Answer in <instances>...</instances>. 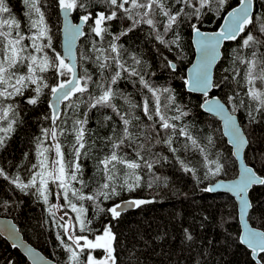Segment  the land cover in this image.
I'll list each match as a JSON object with an SVG mask.
<instances>
[{"label":"snow or ice","instance_id":"obj_1","mask_svg":"<svg viewBox=\"0 0 264 264\" xmlns=\"http://www.w3.org/2000/svg\"><path fill=\"white\" fill-rule=\"evenodd\" d=\"M22 3L27 31L13 15L8 0H0V149L6 147L18 123H22L20 101L37 105L45 89L51 95V114L44 119L51 123L41 127L35 138V162L26 168V179L19 172L10 175L2 167L0 178L13 190L32 195L47 206L53 227L59 229L56 235L66 255L64 264H118V237L112 222L118 223L127 209L154 201L130 198L107 208L101 205L123 192L136 193L145 184L149 189L158 186L161 178L155 175L154 166L168 157L153 152L157 145L166 146L181 169L198 183L197 169L189 166L179 155L181 149L174 146L179 138H183L184 151L202 157L204 179L226 171L219 155L211 158L214 137L208 135L206 143H202L193 135L191 126L183 123L191 112L177 102L175 90L158 86L157 73L149 75L152 64L135 53L129 54L119 41L130 33H145L153 42L163 70L179 75L178 63L169 59L164 50H175L177 59H181V26L189 27L197 58L186 76L180 77L183 86L189 93L202 94L200 107L222 120L223 134L234 149L232 154L240 157L249 144L245 128L264 123V12L255 11V0H238V5L222 17L218 30L203 31L205 18L219 16L228 0H53L50 6L58 7L63 15L65 39L61 53L54 47L46 11L42 10L46 0ZM74 12L78 13V23L72 22ZM114 27L120 30L116 32ZM87 34L92 36L91 55L81 53L79 60L93 64L98 72L96 79L87 68L83 74L78 71L73 50L76 40ZM228 41H238L231 68L223 69L231 73L235 87L221 102L209 99V95L212 89L230 82L228 75L221 81L213 78L215 66L223 58L221 48ZM49 73L56 78L53 84L48 82ZM122 82L140 93L139 102L121 88ZM94 110L103 116L97 127L108 129L104 135L88 127ZM241 111L245 115L238 117ZM92 156L95 187L85 192L89 188L84 179L86 161ZM28 159L26 153L25 160ZM145 175L149 177L146 182ZM53 186L62 195L63 205L50 203ZM254 186H264V168L258 170L255 164L242 161L237 179L217 184L215 189L205 187L203 191L224 189L233 193L239 202L240 219L244 220L253 207L249 192ZM88 203L95 216L103 213L110 217L99 229L89 218ZM61 207L70 209L74 217L65 219L68 211L57 217ZM244 229L240 243L246 244L253 256L264 253V231L249 228L247 223ZM184 233L186 240L193 241L188 229ZM98 251L102 252L99 257ZM28 254L34 264H39L31 249ZM260 261H264V255Z\"/></svg>","mask_w":264,"mask_h":264},{"label":"trees","instance_id":"obj_2","mask_svg":"<svg viewBox=\"0 0 264 264\" xmlns=\"http://www.w3.org/2000/svg\"><path fill=\"white\" fill-rule=\"evenodd\" d=\"M53 0H46L43 11H46V18L52 30L53 44L57 51H60V17L59 8L51 7ZM257 13L264 12V0H255ZM8 5L12 9L13 15L22 22L27 31L26 11L22 0H8ZM238 5V0H228L225 10L219 16L213 15L211 19L205 18V23L201 25L203 31H215L221 23L222 17ZM78 13H73V20ZM114 31L120 29L114 27ZM183 54L181 59H177L176 52L164 50V54L178 63L179 75L164 71L160 65L159 58L153 42L146 38L143 32L130 33L128 37H122V43L128 53H135L146 62L152 64L149 71L157 73L155 83L158 86L172 87L175 90L177 102L186 105L191 116L186 117L183 123L191 126L193 135L202 143H206V137L212 135L215 147L211 149V158L220 156L221 162L225 164L226 171L219 176L204 179V169L202 167V157L198 153L184 151L182 149L183 138H179L175 145L180 148L179 155L191 167L197 169L200 177L198 183L191 174L185 173L176 162L175 157L164 145H157L154 153L161 157L167 156L168 160L161 159L160 163L154 166V173L161 178L158 186L149 189L146 184L138 189L136 193H121L120 197L105 201L101 206L104 208L119 203L121 200L138 198L153 200V203L142 205L131 211L124 212L123 218L117 223L113 221L114 231L117 234L116 244L118 264H257L251 256V252L240 243V227L237 220V210L234 199L224 193H214L203 191L205 187L216 179L230 180L237 175L236 162L232 157L231 149L227 146L222 136L218 121L203 112L200 105L204 97L186 91L183 86L181 76L186 75V69L193 58V48L191 45V30L186 25L181 26ZM87 33V30H86ZM92 36L87 34L82 37L77 48L78 70L81 74L85 68L97 78V69L91 62L79 60L81 53L91 55ZM106 46V45H105ZM238 49V41L226 42L223 46V58L220 60L214 71V80L221 81L228 75L230 82L228 86L221 84V88L213 89L211 96H218L222 101H226V96L231 95L235 85L231 83V73L224 72V68H231L233 50ZM50 84L55 82L52 73L48 74ZM121 88L132 95L137 102L140 101V93L131 84L121 83ZM50 92L45 89L37 105H27L20 101L19 111L22 123H18L16 131L7 142L4 149H0V167L4 168L10 175L19 172L22 178L26 179V168L35 162V138L40 135L41 127H49L51 121L45 120V116H50L51 110L48 107ZM107 114H111L108 112ZM142 119V113H139ZM243 111L237 116H243ZM88 127L106 134L108 129L98 128V122H102L103 116L95 110L90 113ZM245 133L249 141L247 149L244 151V160L255 164L259 170L264 168V123L254 124L245 128ZM163 136V134H161ZM63 141L64 138L61 137ZM66 142V141H65ZM29 159L25 160V154ZM95 157L92 156L86 161L84 179L89 183L88 192L95 187L93 178L95 177ZM24 167H18L20 165ZM151 175V174H149ZM148 175L144 176L145 182ZM167 186H164V180ZM79 187V185H76ZM252 202V209L249 212L248 221L250 225L264 231V186H254L249 195ZM50 203L59 202L63 205L62 195L53 186V194L49 197ZM7 201V206L5 205ZM89 210V218L93 220L95 227L101 228L107 223L110 217L103 213L99 217L94 215L91 203L86 204ZM47 206L38 201L32 195H24L13 190L11 186L0 178V216L11 218L19 227L23 237L32 246L38 249L46 257L56 264H64L66 255L59 246L57 231L53 227L52 217L46 211ZM62 212L70 211L63 207ZM72 213V212H71ZM74 215V213H72ZM204 217H208L207 220ZM203 225V226H201ZM188 229L193 235V241L185 238L184 230ZM264 253L259 254L260 256ZM0 264H29L25 258L14 248L10 247L5 240L0 237ZM264 264V261H260Z\"/></svg>","mask_w":264,"mask_h":264},{"label":"water","instance_id":"obj_3","mask_svg":"<svg viewBox=\"0 0 264 264\" xmlns=\"http://www.w3.org/2000/svg\"><path fill=\"white\" fill-rule=\"evenodd\" d=\"M59 17H60V52L63 53V51H64V39L65 38H64V34L62 32V28H63V15L60 12V10H59ZM72 22L73 23H78V19L77 20H73V18H72ZM222 23H223V20H221L220 25ZM219 26H218V28H219ZM218 28L216 30H218ZM81 39H82V37L78 38L76 40V42H75V45H74V49L73 50H74V52L76 54V57H77V48H78V45H79ZM193 39H194V37L191 35V45H192V48H193V58H192V61H191L190 65L186 69V74H187V70L191 67L192 63H194L196 61V58H197L196 47L192 43V40ZM222 49H223V47L221 48V52H222ZM218 63H217V65H218ZM216 66H215V68H216ZM214 71H215V69H214ZM213 78H214V73H213ZM212 90L210 91V94H211ZM186 91H187V89H186ZM192 94H196V95L202 96V94H200V93H192ZM211 98L220 99L218 96H215V95L214 96H211V95H209V99H211ZM50 100H51V96H50L49 101ZM221 102H224V101L221 100ZM202 110H203L204 113H206L207 115L215 118L218 121V123L220 125V129H221L222 136L224 137L227 146L231 149V154H232L233 151H234V149H233V146L228 142L229 141V137L228 136H225L223 134L224 133V128H223V122H222V120L218 116H216V115H214L212 113H208L204 109H202ZM232 157L235 160L236 166H237V175H236V177L233 178V179H230V180L216 179L214 182H212L211 184H209L207 187H213L215 189V185H217V184H220V183L227 184V183H229V182H231V181H233V180H235V179L238 178L239 171H240V167H241V162L242 161H245L244 160V152L241 153L240 157H236L233 154H232ZM251 190H250V192H251ZM250 192H249V195H250ZM209 193H211V194H214V193H224V194H227V195L231 196L234 199L235 204H236V210H237V220H238L239 227H240V237H241V235L245 231V229H244V224L245 223H247V225H248L249 228L255 229L257 231H261V230H259L257 228H254V227H252L250 225V223L248 221V214H249V211L250 210H248V212L245 214L244 220H241L240 219L239 202H238V199L236 198V196L233 193L228 192V191H226L224 189H216V190H214L212 192H209ZM133 209L134 208L127 209L125 212L131 211ZM0 237L3 240H5L10 247L16 249L25 258V260L29 264H34L33 257L28 254V250L29 249H31L37 255V257L39 258V264H56L53 260H51L50 258L46 257L43 253H41L38 249H36L28 241H26L24 239V237H23V234L20 232L19 227L10 218L0 217ZM14 244L16 245L15 247H13ZM242 245L251 252L252 259L257 263L259 254L256 255V256H253L252 250L246 244H242Z\"/></svg>","mask_w":264,"mask_h":264},{"label":"rangeland","instance_id":"obj_4","mask_svg":"<svg viewBox=\"0 0 264 264\" xmlns=\"http://www.w3.org/2000/svg\"><path fill=\"white\" fill-rule=\"evenodd\" d=\"M85 30H87V26H86V28H85ZM56 204H60L59 202H57ZM62 208L63 207H61V209L59 210V211H57V217H59L60 215H62L63 214V212L61 211L62 210ZM75 215V214H74ZM74 215H72V213H71V211H69L68 212V216L67 217H65V219H69V218H72V217H74ZM96 255L99 257V256H101L102 255V252H97L96 253Z\"/></svg>","mask_w":264,"mask_h":264},{"label":"bare ground","instance_id":"obj_5","mask_svg":"<svg viewBox=\"0 0 264 264\" xmlns=\"http://www.w3.org/2000/svg\"><path fill=\"white\" fill-rule=\"evenodd\" d=\"M212 93V92H211ZM251 210V209H250ZM250 212V211H249ZM248 216H249V214H248ZM0 217H2V216H0ZM6 218H9V217H6ZM11 219V218H10ZM15 223V222H14ZM250 223V222H249ZM16 224V223H15ZM17 225V224H16ZM18 226V225H17Z\"/></svg>","mask_w":264,"mask_h":264},{"label":"flooded vegetation","instance_id":"obj_6","mask_svg":"<svg viewBox=\"0 0 264 264\" xmlns=\"http://www.w3.org/2000/svg\"><path fill=\"white\" fill-rule=\"evenodd\" d=\"M85 28H86V26H85Z\"/></svg>","mask_w":264,"mask_h":264}]
</instances>
